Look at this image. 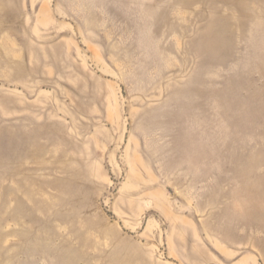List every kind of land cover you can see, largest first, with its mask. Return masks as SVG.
<instances>
[{"label":"rangeland","instance_id":"obj_1","mask_svg":"<svg viewBox=\"0 0 264 264\" xmlns=\"http://www.w3.org/2000/svg\"><path fill=\"white\" fill-rule=\"evenodd\" d=\"M263 174L264 0H0V264H264Z\"/></svg>","mask_w":264,"mask_h":264},{"label":"bare ground","instance_id":"obj_2","mask_svg":"<svg viewBox=\"0 0 264 264\" xmlns=\"http://www.w3.org/2000/svg\"><path fill=\"white\" fill-rule=\"evenodd\" d=\"M258 171H259V170H258ZM263 175H264V174H263ZM258 177H259V176H258ZM258 177H257L256 181L253 182V185H256V186H257V185H259L260 183H262V179H263V178H262V177H261V178H258Z\"/></svg>","mask_w":264,"mask_h":264}]
</instances>
